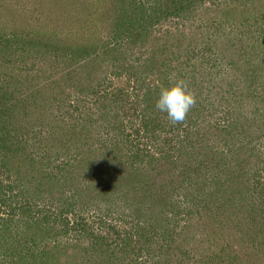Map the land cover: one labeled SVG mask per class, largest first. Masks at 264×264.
<instances>
[{
	"label": "rangeland",
	"instance_id": "374dc122",
	"mask_svg": "<svg viewBox=\"0 0 264 264\" xmlns=\"http://www.w3.org/2000/svg\"><path fill=\"white\" fill-rule=\"evenodd\" d=\"M117 1L0 0V264H264V0H195L134 37ZM173 73L196 98L176 125L141 106ZM161 191L179 215L143 242Z\"/></svg>",
	"mask_w": 264,
	"mask_h": 264
},
{
	"label": "trees",
	"instance_id": "16d2710c",
	"mask_svg": "<svg viewBox=\"0 0 264 264\" xmlns=\"http://www.w3.org/2000/svg\"><path fill=\"white\" fill-rule=\"evenodd\" d=\"M194 1L195 0H155L154 3L152 4V7H150V8L148 7L146 9H144L143 7H140V3L137 0H118L117 2L120 5L119 8H120L121 13L119 14V16H122L123 20L127 16V18L124 20V25L128 26L130 29L133 28L135 25L137 26L136 29L131 31L132 36L134 37L136 34H140V33L135 32V31L138 32V28H141L142 30L145 29V27L143 26V23H148V22L159 23L160 21L167 20L169 17L186 18L185 15L187 13H190L192 6L194 4ZM183 16H185V17H183ZM140 20H144V21L141 23ZM130 36H131V33H130ZM17 37H18V34L16 32L12 33L11 35H9L7 37L5 35L0 34V48H2V46L8 47L10 45H13L15 43L14 39H17ZM138 38L139 37H135L133 39L135 40ZM141 38L142 37L140 36V39ZM36 43H38V42H36ZM177 45L181 46L180 43H177ZM82 51H86V50L81 49L75 53H73V52H70V53L73 57H75L78 54H83ZM1 85H2V89L0 90V95L4 98V101H10L9 97L12 95L11 91L9 89L7 90L6 85H4L3 83ZM163 85L166 87V82L163 83ZM149 94H150L149 90H147L146 93L142 96L141 106H142V112L144 114H146L147 112H150L151 109L155 107L154 100L151 98L152 96H149ZM147 127H148V129L155 128V126L149 127L147 124L143 125V128H147ZM2 128L3 127L1 126L0 130ZM184 147L185 146L183 144L179 143V151L183 150ZM3 149L5 150L6 147L3 146ZM7 150L10 151L9 149H7ZM4 156H6L5 153H4ZM147 165H149V167H151L155 164L152 161H148ZM3 166H5V163L3 164ZM109 170H110L109 171L110 177L108 178V180L112 179L114 174L117 175V171H118L117 169L114 170L112 167ZM148 172H150V169L142 170L141 168H137L134 170V172H131V173L124 172L122 175H120L118 177L121 179V180L118 179L119 182L126 181L125 180L126 177L130 178L133 176L137 180V182H136L137 184L134 185V187L132 186L133 189L136 188L135 191L133 190V192H130V194H131L130 196L125 194L126 195L125 201H128L131 196H133V197L136 196V190L140 188L139 187L140 179L144 180L148 176ZM101 194L103 195V193H101ZM167 196H168L167 194L163 195V192L161 191L156 196L157 198L155 199L154 204L151 206V208H149L148 210H142L141 209L142 211H140V213L143 216L140 213L137 214L138 217H140V216L144 217L145 223L149 224V225L145 224L146 225V229H145L146 232H144L143 229H142V231H143L142 234H140L138 232V234H140V237L142 238L143 242L148 243V242L152 241V239L149 240L148 238H153V236H150L147 238V236L144 233L148 232L149 234H151V232H155L156 226H158L157 229L163 228L164 230L156 232L159 236H154L155 241L156 242H160L161 240L162 241H168V238L166 237L165 234H167V231H169L168 225H170L171 222H170V220L167 219L168 217L164 216L163 214H168L174 218L177 215H179L178 210H177V208H179V207H176V205L173 206L171 199H166ZM106 199H107L108 204H111L114 202V201H111V200H114L113 196H111V195L108 196ZM128 202H130L132 204V200H129ZM154 207H156V210L154 209ZM153 211H154V213H153ZM108 212H109L108 214H110V211H108ZM110 229H111V231L113 230L112 228H110ZM116 235H117V233H116ZM131 239H132V237H130L128 234L126 235V237L121 239V241H124V244H123L124 248L130 246V244L132 243ZM96 240L100 244H103V245H104V242L106 241L105 237H101V238L97 237ZM153 250L157 251L158 249L155 248ZM147 251H149L148 254H153L151 249H147Z\"/></svg>",
	"mask_w": 264,
	"mask_h": 264
},
{
	"label": "clouds",
	"instance_id": "9594fccd",
	"mask_svg": "<svg viewBox=\"0 0 264 264\" xmlns=\"http://www.w3.org/2000/svg\"><path fill=\"white\" fill-rule=\"evenodd\" d=\"M169 80L172 82L171 86L160 89L155 108L159 112L165 113L173 125L181 124L195 106L196 98L189 91V85L184 79L173 73L169 76Z\"/></svg>",
	"mask_w": 264,
	"mask_h": 264
}]
</instances>
